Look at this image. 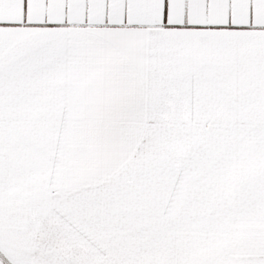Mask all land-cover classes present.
<instances>
[{
  "label": "snow or ice",
  "instance_id": "obj_1",
  "mask_svg": "<svg viewBox=\"0 0 264 264\" xmlns=\"http://www.w3.org/2000/svg\"><path fill=\"white\" fill-rule=\"evenodd\" d=\"M0 264H264V0H0Z\"/></svg>",
  "mask_w": 264,
  "mask_h": 264
}]
</instances>
